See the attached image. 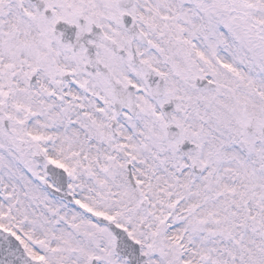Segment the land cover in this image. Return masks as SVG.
<instances>
[{"label": "snow or ice", "instance_id": "6c2138e0", "mask_svg": "<svg viewBox=\"0 0 264 264\" xmlns=\"http://www.w3.org/2000/svg\"><path fill=\"white\" fill-rule=\"evenodd\" d=\"M0 264H264V0H0Z\"/></svg>", "mask_w": 264, "mask_h": 264}]
</instances>
